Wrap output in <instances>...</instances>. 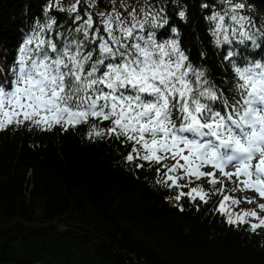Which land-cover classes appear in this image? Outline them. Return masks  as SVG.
<instances>
[{"label":"snow or ice","instance_id":"6c2138e0","mask_svg":"<svg viewBox=\"0 0 264 264\" xmlns=\"http://www.w3.org/2000/svg\"><path fill=\"white\" fill-rule=\"evenodd\" d=\"M96 4L76 0L59 8L69 14L70 27L49 18L25 38L7 87L0 72V130L28 124L66 131L91 122L89 138L130 145L125 160L154 168L156 182L176 189L177 201L208 203L218 196L217 210L229 224L252 218L258 220L250 224L253 231L264 228V203L235 195L251 191L264 200V60L242 56L238 47L261 48L264 29L231 0L207 18L215 46L224 47L221 66L232 73L225 89L192 64L177 29L151 0L139 9L122 0L117 8L111 0L110 9L98 13ZM166 26L176 38L158 39ZM202 179L207 191L189 187ZM241 203L256 207L233 219L226 204Z\"/></svg>","mask_w":264,"mask_h":264},{"label":"trees","instance_id":"16d2710c","mask_svg":"<svg viewBox=\"0 0 264 264\" xmlns=\"http://www.w3.org/2000/svg\"><path fill=\"white\" fill-rule=\"evenodd\" d=\"M75 2L0 0V72L6 87L25 38L49 18L62 29L70 27L69 14L58 9ZM151 2L177 29L192 64L226 89L232 73L221 66L224 47L215 46L207 18L223 13L228 0ZM235 3L244 4L242 14L264 29V0H231ZM110 7L111 0H97L92 10ZM168 38H176L168 26L158 31V39ZM238 47L242 56L264 60V45ZM90 124L66 131L28 124L0 130V264H264V228L229 224L217 210L218 196L208 203L177 201L176 189L156 182L154 168L125 160L130 145L89 138ZM196 182L208 190L207 181Z\"/></svg>","mask_w":264,"mask_h":264},{"label":"rangeland","instance_id":"374dc122","mask_svg":"<svg viewBox=\"0 0 264 264\" xmlns=\"http://www.w3.org/2000/svg\"><path fill=\"white\" fill-rule=\"evenodd\" d=\"M126 4H128L130 8H137V9L140 8L137 5L133 4L129 0L126 1ZM235 4H241V3H235ZM124 15L127 16V12H125ZM204 170L205 171H211L210 168H206ZM202 181L204 182V181H207V180L206 179H202ZM200 185H202V184L199 183V182H195L190 187H198ZM235 195L237 197L245 196V197H249V198H255L258 203H264V200H260L259 197L257 196V194L254 193V192H251V191H245L243 193L237 192ZM255 207H256L255 204H246V203H241L239 205V207H237L236 205L226 204V208H230L232 210V213H233L232 218L233 219H236V215H235L236 212L251 211ZM259 215H260L261 218H264V212H260ZM225 216L227 217V215H225ZM227 219H228V217H227ZM246 219L248 221L247 223H250V224H252V223H258V220H255V219H252V218H246Z\"/></svg>","mask_w":264,"mask_h":264}]
</instances>
